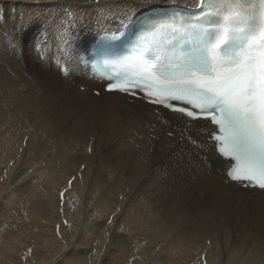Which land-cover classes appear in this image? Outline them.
Instances as JSON below:
<instances>
[{"label": "bare ground", "instance_id": "6f19581e", "mask_svg": "<svg viewBox=\"0 0 264 264\" xmlns=\"http://www.w3.org/2000/svg\"><path fill=\"white\" fill-rule=\"evenodd\" d=\"M178 1L167 0L175 7H197H190L182 2L177 4ZM188 1L193 4L192 0ZM96 6L108 7L113 12L120 10L115 13L122 16L113 23L119 30L97 33L78 52L88 51L97 36L103 33H117L136 16L145 13L142 10V0H0V32L5 34L8 42L11 41L8 36L13 39L9 49V44L2 39L4 35H0V42L3 43L0 50L3 67L10 72L9 67L13 69V66H18L21 51L19 41L27 38L28 28L41 15L65 14L66 17H79L85 16ZM128 10L132 12L125 13ZM88 27L87 24L82 33L92 35ZM64 50L70 53L69 49ZM59 58L61 64L67 68V73L61 77L69 89L70 83L85 85L89 89L99 85V82L94 83L95 80L89 79L88 74L78 66L76 59L65 57L64 54ZM19 72L9 75L6 88L11 91L6 92L22 93L21 84L29 79ZM33 80L25 82L31 90ZM102 90L107 119L102 123L98 122L100 128H94L96 126L93 125L92 129L86 128L82 135L78 133L81 135L78 142L84 141L81 140L84 134L93 137L90 139V142L94 141V152L91 156L96 163L87 160L90 153L86 156L84 143L73 142L76 144L69 145L71 158L76 159L80 166L85 165L82 174L70 164L60 161L53 164L62 169L57 175H54L55 172L51 168L49 173L41 172L38 165L43 166L45 163L40 158L32 159L28 167L25 166L26 163L23 164L28 174L37 170L28 177L41 172L37 178L34 177L35 186L40 190L49 189L48 196H52L53 191L57 192L61 186L67 189V197L76 211L70 214L66 209V223H60V215L56 217L47 213L44 208L34 203V198L41 192H35L31 197L25 198L22 196L23 192H19V187L18 190L11 189L12 178L15 179L18 171V163L28 157L21 156L19 152L22 143L20 132L23 131L16 124V120L19 119L24 104L31 101V97L40 99V96L30 95L31 91L24 92L25 97L29 98L23 100L10 95L0 96V264H223L227 257L226 250L231 253L226 264H235L233 260L239 254H242V259L245 257L239 264H264L262 216L257 217L258 223L250 221L251 227L258 231L254 236L249 235L247 228L242 227L235 231L236 238H233L231 234H234V231L230 225L225 235L221 227L218 235L207 234L206 220L211 223L216 221V224L219 222V226L226 224L230 217V206H236L246 197L253 198L260 203L258 206L264 209V191L244 189L228 182L229 163L216 155L215 144L210 143L208 139L214 128L208 122L193 123L180 114L149 106L143 100L107 94ZM77 94L85 96L80 91ZM91 99L98 101L94 97ZM29 107L30 104L24 108L29 111ZM27 110L24 111L26 115L29 113ZM100 112L102 111L98 113ZM187 139H190L192 144L189 142L188 146L183 147L184 140ZM171 156L178 158V163H183V159L189 162L191 176L194 177L193 183L187 185L183 179L178 182L173 179V173L170 174V166L166 162ZM159 164L163 167L156 168ZM2 168L10 175L4 176ZM166 179L175 186V195L172 185ZM69 180H72L71 187ZM198 183V186L194 185ZM189 201L207 207L218 215V212H221L223 221H218V216L214 217L215 220L211 219L208 213L198 218L202 223H189L184 227L182 220L189 216L186 210ZM110 219L112 224L108 223ZM103 228L104 232H101ZM249 238L253 242H248ZM247 243L256 247L246 245Z\"/></svg>", "mask_w": 264, "mask_h": 264}, {"label": "snow or ice", "instance_id": "6c2138e0", "mask_svg": "<svg viewBox=\"0 0 264 264\" xmlns=\"http://www.w3.org/2000/svg\"><path fill=\"white\" fill-rule=\"evenodd\" d=\"M241 4L254 11L241 15L239 20L231 19ZM174 9L167 0H142L145 13L161 14L144 15L140 23L159 31L190 30L184 24L177 28L172 23ZM210 15L217 16L219 23L206 25L204 21ZM196 24L201 34L178 72L169 70V53L161 49L142 57L127 72L107 76L104 90L144 98L189 121H208L214 128L216 151L231 161L228 180L264 191V0H228L218 9L209 8L205 0ZM225 30L227 35H222ZM226 47L244 55L234 54L225 63ZM89 52L77 55L88 56ZM256 53L260 54L259 60ZM68 183L71 187L72 180Z\"/></svg>", "mask_w": 264, "mask_h": 264}, {"label": "rangeland", "instance_id": "374dc122", "mask_svg": "<svg viewBox=\"0 0 264 264\" xmlns=\"http://www.w3.org/2000/svg\"><path fill=\"white\" fill-rule=\"evenodd\" d=\"M192 1H193V4H191L190 1L188 0H179L176 3L179 4L182 2L185 5H188L190 7L197 6V2L199 0H192ZM64 10H66V8H64ZM111 10L112 9L108 7L106 8V7L96 6L92 10H89L85 16L79 15V17L78 15L66 17L65 14L61 16L58 14L41 15L42 17L41 16L40 17L42 19L39 17L38 20L36 19L35 21H33L31 26L28 28L26 32V35L28 34V36H31V38L27 36L26 39L23 40L22 38L19 41L20 43L19 48L21 49V51H20V57H19L20 63H18V66L16 65L13 66V69L12 67L8 66L10 68V72H9L7 71L6 68L3 67L4 61H2L0 57V74H1L0 75V96L10 95L12 97L20 98L21 100H23L25 98H29V97H25L24 92L26 91L27 92L31 91L32 93L30 92V95L32 96L34 94H36V96H40V99L36 97H31L32 102L31 101L28 102L30 104L29 108L31 110L28 111L27 108H24L25 106L26 107L29 106L28 103L24 104L20 117L18 120H16V124H18V127L23 131L22 133L20 132L21 138H22V139L20 138V140L22 143L20 144L19 152L21 156L27 155L28 157L25 160L23 159L20 161V163H18V171L16 175L14 176L15 179L12 178L11 189L15 188L18 190V187H19V189L21 190V191L19 190V192H21V194L23 192L22 196L23 197L25 196V198L31 197L33 194H35V192L37 193L44 192V194L42 193V195H40L41 193H38V195H36V198H34V203L40 206V208H44V211L47 213H50L56 217L60 215L61 216L59 220L60 223L62 222L66 223L68 220L66 216L64 215L66 209L69 210L70 214L73 211H76L75 207L71 203V200H69L67 197V191L65 192L66 194L64 195L63 199L61 197V194H59L61 193V191L64 192L66 188L64 186H61L60 188H58L59 192H58V189H57V192H55L56 190H54L53 195L48 196L49 189L44 188L45 190L44 191L42 188L41 189L42 191H41L39 188H36L35 186L36 179L34 177L38 176L40 171L38 172L37 175L36 174L32 175L33 178H31L32 176L28 177V175L31 174L33 171L36 172L37 170L30 171L28 174L25 171V166L28 167L32 159L40 158L45 163L43 166L41 164L38 165L39 167L38 169L39 170L41 169V172L49 173L51 169H53L55 172L54 175L59 174L62 169H60L59 167L53 166V164L57 161H60V162H65V164H70L74 170H78L82 174L85 171V168H83V166L85 167V165L80 166V163L75 161L76 159L74 160L73 158H71L70 146L72 145L73 142L84 143V146L87 150L86 156L90 153V155L87 156V158L89 157L87 160H92L94 161V163H96V160L93 159V157L91 156L94 151H91V152L89 151V148H92L93 146L94 141L91 140L90 142V139L93 137H90L88 134V137H89L88 138L84 134L83 135L84 137L82 136V139H81L82 141L84 140L83 142L81 141L78 142L79 141L78 138L81 137L82 132L84 130L86 131V128L92 129L94 127L93 125L96 126L94 128H98L100 126L99 123H102L104 120L107 119L106 114H105L107 109L104 106L106 103L102 100L103 99L102 96L104 93L102 90V86L99 83L98 86H93L92 89H89L85 85L78 86L75 83H70L71 89H69V87L66 86V84L64 83V80L61 77V75H65V74H63V72L60 73V69L57 67V65L61 64L59 56H63L64 54L65 57H68L69 55L67 54L72 53L75 48L83 49L85 43L93 39L97 33H102L104 31L111 32V31L119 30L113 25V23L115 19L121 17L122 15L116 14L120 10L119 11L116 10L114 12ZM128 11H125V13L130 14L132 12V11H129V12ZM116 15H119V16H116ZM87 24L89 25L88 29L90 32H92V35L91 34L87 35L86 32L82 33V31L85 30ZM0 33H1L0 34L1 36L4 35L2 39L6 40V42L9 44L8 45L9 49H11L12 44H13L12 37L8 36V38L10 37L11 39V41L8 42L5 34L3 32H0ZM2 46H3V43L0 42V50ZM65 48L69 49L70 53L65 52L64 50ZM15 67H17L16 68L17 70L15 69ZM16 71L18 72L20 71L21 74L25 78L29 79L25 82H29V81H32L33 79L34 80L37 79L36 82L33 80L34 84L32 83V86H33L32 90H31V87H29L28 84L24 82V84L22 83L20 87V89L22 90V93H16V92L14 93V91H12L13 93H8L11 90H8V88H6V80H9V75H12ZM45 73L48 74L49 76L46 75ZM96 82L97 81H95L94 83ZM84 87L86 88V91H83ZM93 89L94 91L101 92L100 96H97L96 94H94ZM77 90L80 91L85 96L84 97L79 96L77 94L78 92ZM58 91H60L63 94H61ZM42 94H46L48 96V99H46L47 96L42 95ZM57 95L59 98L57 97ZM92 97L96 98L98 101L97 102L92 101L91 99ZM101 103L103 106L101 105ZM26 110L27 112H29L27 114L28 116L26 115V112H24ZM99 111H102L100 112L101 114L98 113ZM81 121H83V123H81ZM165 122L169 123L168 120H165ZM26 127L28 128V130ZM96 132H92V133H96ZM78 133L81 135H78ZM74 139H76L77 141H74ZM189 142H190V139L184 140L183 147L188 146ZM76 143H73V144L75 145ZM89 144L90 146H88ZM191 144H192V141L190 142V145ZM176 155H178V152H176ZM55 159L57 160L55 161ZM166 162L170 166L169 172L170 174L173 173V176H174L173 179L176 182L182 181L183 179L185 182H187V185L189 183H193L192 178L194 177L191 176V172L189 169V166H190L189 162H186V160L183 159V163H178V158L176 159L172 156L169 159H166ZM24 163H26L25 166H23ZM162 167H163L162 164H159L158 166H156V168H162ZM2 169L4 170V168ZM63 170L69 171L67 169H63ZM4 173H5L4 176L6 177L10 175L9 172L5 170H4ZM24 175L27 177H25ZM22 177L25 180H23ZM167 181L172 185L171 188H173V191H174L173 195H175V186L169 180ZM173 183L175 182L173 181ZM194 185L198 186L199 183L194 184ZM30 186L32 189L30 188ZM44 195L46 196V198ZM60 199L62 201H60ZM53 203H55V205H49ZM237 205L230 206V212H229L230 217L227 223L224 225L219 226L220 225L219 222H217L216 224V221L215 223H211L210 221L206 220V224L209 225V227L207 225V234L208 235L209 234L218 235L220 232V227H221V230L224 232V235H225V232L230 225V227H232V230L234 231V234H231L233 238H236L235 231H237L239 228L242 229V227L247 228L246 230L248 231L249 235L251 236L257 235L258 231L254 227H251L250 221L258 223L259 221L257 217H259V215L262 216L261 220L264 219V216H263L264 209H262V207H259L258 205H260V203H258L251 197L244 198V200L240 201ZM197 206H198V209H197ZM202 207L197 204H192L189 201L188 204H186V210L188 211L189 216L184 218V220H182V225L185 227L189 223L190 224L192 223V225L193 223H196L194 225H197V223H202L198 221L200 220L198 218L204 216L205 214L208 215V213H209L208 216L211 219L213 218L215 220L214 217L218 216V219H219L218 221L220 220L223 221V218L220 217V215L221 216L223 215L221 212H218L219 213L218 215L213 210L207 209V207H204V206ZM191 217H193L194 219ZM62 218L66 221H64ZM177 220L178 219L176 218L175 221ZM102 230L101 232H104V228ZM239 236H237V238H239ZM215 239H218V238H215ZM249 241L253 242L250 238L248 242ZM257 242L260 243L259 240H257ZM259 243L254 242V244H259ZM209 244L208 246H211ZM246 245H251V247H256L255 245L253 246V244L251 243H247ZM227 251L228 250H226V254H225V257L226 256L227 257L225 258V260H223V264H226L227 262L226 260L230 259L231 253ZM240 256H242V254H239L233 260L235 264H239V262L245 258L243 257L242 259V257Z\"/></svg>", "mask_w": 264, "mask_h": 264}]
</instances>
